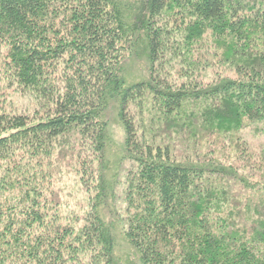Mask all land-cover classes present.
Wrapping results in <instances>:
<instances>
[{
	"label": "trees",
	"instance_id": "trees-1",
	"mask_svg": "<svg viewBox=\"0 0 264 264\" xmlns=\"http://www.w3.org/2000/svg\"><path fill=\"white\" fill-rule=\"evenodd\" d=\"M256 123L264 0H0V264H118L119 223L129 264H264Z\"/></svg>",
	"mask_w": 264,
	"mask_h": 264
},
{
	"label": "rangeland",
	"instance_id": "rangeland-1",
	"mask_svg": "<svg viewBox=\"0 0 264 264\" xmlns=\"http://www.w3.org/2000/svg\"><path fill=\"white\" fill-rule=\"evenodd\" d=\"M250 1L251 0H240V2H245V4ZM212 47H213L212 40L208 42H203L198 46H196L195 50H193V56L204 54L205 55L204 59H209L210 62L212 63L216 61V59H218L222 53V50H220L219 56L215 60H212L210 57L211 53L213 52ZM249 52H251V54L254 53L253 50ZM140 68H141L140 62H130L127 65L128 77H130V79L132 80L139 79L143 75ZM108 124H109L108 125L109 133L114 143V148L112 149V154L110 155L114 156V152L118 153V149H119L118 146L122 141V131L114 114L109 115ZM258 128L260 129V123L251 124L250 127H245L244 129L238 132V134L246 140L251 150V153L255 156L261 153L262 150L264 149V131H261V129L259 130ZM113 159L111 160L113 161ZM129 166H131V164L127 163L126 161H122L121 157L119 159L117 158L116 164L114 165L111 164L112 171L115 172L117 170L118 181L120 180V177L124 172V170ZM55 188H58V190L61 192L59 193V196L64 203V207L62 208L63 211L61 213L69 214L71 212L81 211V206L79 205V202L80 204L84 203L85 198L87 197L86 196L87 191L84 188H80L79 185L74 183L73 174H71V172L65 174L62 181H59V183L56 182ZM120 189H121V185L118 184L116 187V195L118 196L117 199H115L116 202L111 204L108 203V205H110L111 208H114V210L116 211L120 209V202H121V197L119 196ZM121 229H122L121 224L120 223L117 224L115 256L117 257L118 264H129V261L134 260L133 251L127 245V242L125 241L124 236L121 233Z\"/></svg>",
	"mask_w": 264,
	"mask_h": 264
}]
</instances>
